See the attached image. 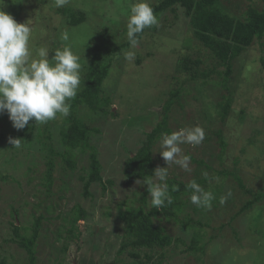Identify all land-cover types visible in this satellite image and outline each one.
<instances>
[{
  "label": "rangeland",
  "instance_id": "obj_1",
  "mask_svg": "<svg viewBox=\"0 0 264 264\" xmlns=\"http://www.w3.org/2000/svg\"><path fill=\"white\" fill-rule=\"evenodd\" d=\"M161 0H149L158 4ZM136 0H68L61 8L55 7V0H5L3 10L8 12L18 23H30L33 26V44H47L50 50L67 43L79 54L80 63L89 64L91 55L101 53V48L109 44L116 47L124 43L123 31L126 29L129 5ZM250 0H225V8L235 15H240L248 8ZM262 0H253V5L262 6ZM71 8L85 12L87 21L77 27L68 24L69 17L60 10ZM147 29L143 45H139L137 58L141 61H127L125 58L114 60L110 75L105 82V92L111 96L113 109L117 117L111 115L96 118L90 125L101 129L102 133L93 138V145L99 152L104 181H114L104 192L95 184L91 192L93 197H83V183L79 176L88 169V155L77 156L75 174L66 178L61 165L57 168L55 197L46 200L45 189L41 185L46 170L43 156L36 145L28 152L25 148L12 149L9 139L0 142V173L10 177L8 181L0 179V255L11 262L28 263L27 253L15 244H6L5 239L12 234L10 229L11 211L19 210L20 224L32 225L33 214L43 213L53 221L45 223L41 229V238L36 246V264H122L121 260L131 262L130 255H118L123 235V223L117 218L118 205L124 203L139 205L138 200L145 190V185H137L135 171L126 164L135 158L139 150L148 143L154 127L162 120V106L173 89L171 77L174 68L184 55L205 60L201 70L214 68V59L202 51L201 43L193 39L188 20L183 10L168 11L159 20L158 25ZM110 29L102 36L104 29ZM121 31V32H119ZM67 32L69 41L61 40V34ZM112 34V36H110ZM122 36V37H121ZM112 42V43H111ZM188 45H192L188 47ZM101 46V47H100ZM140 46L141 50H140ZM199 47V48H198ZM204 50H206L203 47ZM200 52H202L200 56ZM91 53V54H90ZM127 54V53H126ZM144 57V58H143ZM264 51L254 43L235 64V72L230 80L234 101L228 119L222 123L218 117L217 103L222 100L226 90L222 88L223 75L212 74L208 79L189 82V76L179 73L180 81L187 80L188 92H183L181 101L184 107L175 106L171 113L170 127L177 131L185 127L200 126L205 131V139L199 145L183 144L182 151L198 161L216 170L226 169L239 175L246 186L255 192L264 189ZM223 71L221 67H216ZM182 74V75H181ZM81 89V86L79 90ZM54 128L55 143H58L59 125ZM221 130L228 144L222 155L220 138L216 132ZM18 136L11 124L0 125V135ZM160 142L154 147L153 157L157 167H167L166 161L159 153ZM220 155L223 158H220ZM29 166H35L32 173H27ZM67 168L70 165L67 164ZM191 172H185L178 165L168 168V178L181 181L194 180L203 172H213L190 161ZM70 174V171H69ZM137 176V178H135ZM133 178V179H132ZM32 179V180H31ZM31 180V181H30ZM67 189H63L64 182ZM131 181V183H128ZM159 182V181H157ZM210 186L222 188L225 203L208 211L206 220L211 221L212 229H207L208 239L205 255L192 252L183 253L186 246L167 249L163 264H264V200L252 211L229 222L238 214L241 207L250 198L239 188L234 177L219 178L209 183ZM231 192V195L227 194ZM60 196H63L61 198ZM39 202H43L37 211ZM81 204L89 212L86 221L78 223L80 240L66 239L65 230L69 224L65 217L73 208ZM53 205L54 213L48 214L45 207ZM150 208L151 200L148 197ZM196 206L193 204V207ZM193 207L188 211L196 220L202 218L200 212L194 213ZM197 207V206H196ZM200 209V207H198ZM106 213H110L107 216ZM60 215V218L57 217ZM165 222V220H164ZM169 228L174 236H180L190 244L192 230H183L180 224ZM222 226H224L222 228ZM256 226L258 234L253 228ZM173 227V228H172ZM222 228V229H221ZM62 229L63 239L57 240V230ZM213 237V240L210 238ZM67 242V243H66ZM68 244L67 253L62 248ZM146 251H144L145 253ZM159 258V254H155ZM140 260L145 261L142 255Z\"/></svg>",
  "mask_w": 264,
  "mask_h": 264
},
{
  "label": "trees",
  "instance_id": "obj_2",
  "mask_svg": "<svg viewBox=\"0 0 264 264\" xmlns=\"http://www.w3.org/2000/svg\"><path fill=\"white\" fill-rule=\"evenodd\" d=\"M225 0H161L158 4H151L155 14L160 20L161 17L168 11L177 12V9L183 10L184 17L188 20L190 29L192 31L193 39L201 43L203 47L199 48L202 51L209 53L210 59H214V68H207L201 70L205 60L201 57L193 58L190 55H184L177 66H175V75L171 77L173 89L169 90V96L164 105L162 106L163 114L162 120L154 127L148 143H146L141 150L137 153L135 158H131L126 164L135 171L138 178L142 180L145 178H153V172L156 169V161L153 157L154 147L160 142L162 133H171L173 130L170 127L171 113L175 106L184 107L182 103L183 92H188L189 88L186 83L187 80H181L177 77L179 73H184L189 76V82H198L200 80L208 79L212 74L223 75L222 88L226 90V94L222 96V100L217 103L218 117L224 123L232 110L234 94L232 91L230 80H232L235 72V64L240 60L243 53L250 49L254 43L264 51V0L262 6L258 7L253 5V0L248 8L240 15L230 13L224 6ZM248 1V0H246ZM61 14L69 17L68 24L71 27H77L87 21V15L82 11H75L71 8L60 10ZM148 29V28H147ZM147 29L139 35L140 45H143V39L147 33ZM155 26L153 27V30ZM110 29H104L102 36H106ZM123 34L127 32V28ZM119 31V32H121ZM127 34V33H126ZM112 36V34L110 35ZM127 35H124V37ZM122 37V36H121ZM112 43V42H111ZM192 45H188L191 47ZM101 47V46H100ZM140 46V50H141ZM129 51L135 52L136 61H141V57L137 58L138 49H132L128 40L116 47L111 44L105 48H101V53L91 55L88 60L89 64L85 62L82 64V81L81 89L78 91L77 96L71 101L70 115L67 117L58 116L55 120H50L44 124H35V120H30L29 124L20 130L18 136L12 134L11 136L0 135V142L4 138L21 139V146L28 152L38 144L40 145L39 151L44 154L43 160L46 170L42 177L41 185L45 189L46 200L52 201L55 197L53 191L56 185V174L59 165L62 166L65 177H71L75 174L77 169V156L78 154L88 155V169L84 175H80L79 179L83 183V197L89 199L93 197L91 192L95 184L102 186L103 191L106 192L109 186H113L114 181H104L102 176V164L99 159V152L95 145H93V138L102 133L101 129L90 125V121L96 118L111 115L112 118L117 117L116 111L113 109V101L111 96L105 92V82L110 75V70L114 65V60L123 59ZM55 51L50 50V56L54 55ZM91 54V53H90ZM202 52H200L201 56ZM144 58V57H143ZM264 61V60H263ZM216 67H221L223 71H218ZM182 75V74H181ZM56 121H58V143L61 149L55 143L54 128ZM12 124L7 111L0 114V125ZM220 138V146L222 155L228 146L223 132L219 130L216 132ZM12 149H15L13 144H9ZM220 155L222 159L223 156ZM191 156V155H190ZM200 167H206L213 173L209 177L214 178H229L234 177L238 186L250 198L241 207L238 214L233 217L229 225L245 213L252 211L256 205L262 203L264 200V189L255 192L249 189L244 183L243 179L226 169L216 170L210 165H206L204 161H198L194 158ZM67 164L70 168H67ZM35 166H29L27 173H32ZM70 171V174H69ZM71 175V176H70ZM137 176L135 178H137ZM10 177L3 176L0 173V179L8 181ZM11 179V178H10ZM133 179V178H132ZM32 180V179H31ZM30 180V181H31ZM206 191H211L216 199L212 202V208H218L220 197L222 196V188L220 186H210L209 180L205 177L200 178L198 174L194 179ZM192 181V180H191ZM191 181H181L177 178L167 179L170 194L173 198L172 205H166L159 209L150 208L148 205L149 193L147 185L145 190L141 193L138 200L139 205L128 204L124 202L118 205L117 218L123 223V235L121 246L118 250V255L128 253L131 262L121 260L122 264H163L166 260L167 249L175 246L181 248L186 246L187 249L183 253L192 252L194 254L206 253L208 239L207 229H212L211 221L206 220L207 208L196 206L190 200L191 191L186 189V185ZM212 181H216L213 179ZM63 189H67V181L63 180ZM131 183V181H128ZM175 189V190H173ZM63 198V196H60ZM43 202H39L37 211L42 206ZM193 207L194 213L200 212L202 218L194 219L193 215L188 211V208ZM45 211L48 214L54 213L53 205L46 206ZM209 211V209H208ZM110 216V213H106ZM11 222L10 229L12 234L9 238L5 239L6 244H15L20 249L24 250L28 255V263H18L9 261L8 258H3L0 255V264H36V246L42 234L41 229L45 223L52 222L53 218L46 216L43 213L38 215L33 214L32 225L20 224L19 210L12 209L10 213ZM60 218V215L57 219ZM89 218V212L77 204L71 214L65 217L68 222L69 228L65 230L66 239L70 242L80 240L81 232L78 226L80 221H86ZM165 220V222H164ZM174 224H180L185 231L192 230L193 237L190 244H187L180 236H174L173 231L169 228ZM224 226H222L223 228ZM173 228V227H172ZM221 228V229H222ZM255 231L261 235V231ZM57 240L63 239L62 229L56 232ZM213 240V237L210 238ZM67 243V242H66ZM65 243V244H66ZM68 244L62 248L63 253H67ZM144 251H146L144 253ZM159 254V258L155 254ZM142 255L146 258L145 261L140 260ZM61 264V263H60Z\"/></svg>",
  "mask_w": 264,
  "mask_h": 264
},
{
  "label": "clouds",
  "instance_id": "obj_3",
  "mask_svg": "<svg viewBox=\"0 0 264 264\" xmlns=\"http://www.w3.org/2000/svg\"><path fill=\"white\" fill-rule=\"evenodd\" d=\"M5 0H0V114L7 111L13 127L24 129L30 120L44 124L58 116L67 117L71 111V101L77 96L82 81V64L79 54L64 43L49 57V46L33 44V26L18 23L12 15L3 10ZM68 0H55V7L61 8ZM127 40L132 49H138V39L145 29L158 25L159 19L149 0H136L129 5ZM61 40L69 41L67 32ZM125 59L133 61L135 52L129 51ZM205 139V131L200 126L185 127L177 131L162 133L159 153L167 167H157L153 178L137 180V185H147L152 208L161 209L173 204L167 184L168 168L175 164L185 172H191V156L183 153L181 145H199ZM14 147L21 146V139L9 138ZM209 183L214 177L203 172ZM159 181V182H157ZM191 191L190 200L197 207L211 209L216 199L211 191H206L192 180L186 185ZM175 190V189H173ZM231 195V192L227 194ZM220 197V203L226 201Z\"/></svg>",
  "mask_w": 264,
  "mask_h": 264
}]
</instances>
